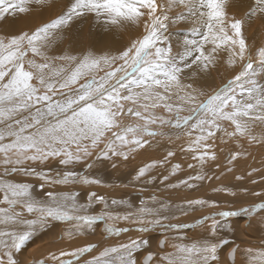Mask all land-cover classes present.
Returning <instances> with one entry per match:
<instances>
[{
  "label": "snow or ice",
  "instance_id": "6c2138e0",
  "mask_svg": "<svg viewBox=\"0 0 264 264\" xmlns=\"http://www.w3.org/2000/svg\"><path fill=\"white\" fill-rule=\"evenodd\" d=\"M54 6V0H0V20ZM230 6L231 0H68L34 30L0 35V264H19L15 254L53 222L67 225L61 236L67 242L93 233L97 224L108 237L160 229L159 251L147 252L143 264H220L219 249L229 244L220 233L232 230L223 220L245 215L264 223V191L251 192L258 203L202 216L195 226L208 235L189 241L168 233L194 225L170 221L218 207L215 200L177 204L152 195L134 205L91 191L81 202L79 191L57 190L103 185L74 166L83 163L91 170L110 160L116 168L118 160L135 159L158 138L180 142L177 150L195 162L187 165L195 174L170 181L181 168L171 163L176 151L170 148L161 159L139 166L133 182L159 180L166 188L195 190L233 173L235 162L251 156V149L264 148V46L253 48L246 36V25L264 20V0H252L242 17L230 13ZM88 20L106 34L131 29L135 35L117 48L107 42L77 48L76 41L58 50L65 34ZM181 23L192 27L174 41ZM222 58L233 74L205 92L197 78L211 74ZM221 154L228 166L210 175L206 165ZM259 171L252 168L247 176ZM213 190L238 194L228 187ZM97 205L102 208L94 212ZM149 245L143 237L102 248L87 243L33 264H140L137 253ZM238 251L233 247L232 256ZM242 251L245 264H264V246Z\"/></svg>",
  "mask_w": 264,
  "mask_h": 264
},
{
  "label": "bare ground",
  "instance_id": "6f19581e",
  "mask_svg": "<svg viewBox=\"0 0 264 264\" xmlns=\"http://www.w3.org/2000/svg\"><path fill=\"white\" fill-rule=\"evenodd\" d=\"M67 2L68 0H54V7H47L44 9L37 8L28 14L8 16L6 19L0 20V33L4 35H14L25 31V29L28 31L34 30L38 25L49 21L57 15L61 11V6ZM251 2L252 0H231L229 11L230 13H234L237 17H242ZM37 20L40 21V24L36 22ZM26 22L29 24L27 25L28 29H23V24H27ZM191 27L192 25L190 23L179 24L177 28L174 29L173 40L175 41L177 39V35L182 36L186 34ZM177 29L179 30L178 33ZM133 35H135V31L131 29L128 31H117L106 34L95 25L94 21L88 20L83 24H77L71 31L67 32L64 39L59 43L58 50L66 49L76 41H78L76 44L77 48L86 47L89 44L102 46L104 42L109 43L113 48H117L120 47L122 43H127ZM246 36L250 46L253 48L264 46V20L257 18L250 25H246ZM232 74V71L225 67L224 59L222 58L219 61L218 68L214 69L211 74L197 78V86L202 88L205 92H209L214 88L220 87ZM158 141L159 142L155 143L152 148L141 150L140 153L136 155L135 159H129L127 162L118 160V166L116 168L112 167V162L110 160L96 162L91 170L86 169L83 163L74 166V170L80 172L82 175L88 174L100 178L104 182L103 185H68L59 186L57 190H77L80 193L81 202L86 200L88 193L91 191H95L99 195H103L109 199H125L134 205H139L141 199H148L152 195L157 196L165 202L172 201L177 204L182 203L185 199L193 198L215 200L218 207H207L188 215H178L176 219L170 221L173 224L194 225L191 228L172 230L168 233L169 235H184L189 241L198 240L208 235L207 231L195 226V222L202 216L215 215L220 211H238L243 207L259 202L258 198L251 195V192L264 191V179H262V176H264V148L251 149V156L247 158L241 157L238 162H235L233 173L225 172L219 180L213 178L211 181L204 182L201 187L195 190H189L184 187L180 189L166 188L164 184L159 183V180H157L154 185L133 182L132 177L135 175L139 166H142L146 161L161 159L170 148L176 151L175 157L170 158L171 163H179L181 165L175 177L170 176V181L176 182L186 178L190 174H195L192 169L187 168L189 163L195 162L191 160L190 156L177 150L176 146L180 142L174 141L172 144H169L167 137L158 138ZM216 164H220L221 168L217 169L215 167ZM227 166L225 157L221 154L217 161L209 162L206 165V169L210 175L212 173L219 175V172L224 170ZM52 167L54 170L58 169L56 165ZM252 168H258L261 169V171L255 172L251 177H248L247 173L251 171ZM155 171L159 172L161 170L157 169ZM169 171L170 167L164 169L165 174ZM236 175H244L246 178L242 181H238L235 179ZM10 178L17 181L25 179L19 176ZM27 179L34 184H38V181L34 178ZM252 179H255L257 183L253 184L251 182ZM125 185L128 186L125 187ZM218 187L231 188L238 194L233 197L226 192H216L213 190ZM243 188H247L248 193H244L242 191ZM100 206L101 205H97L93 211L99 212L101 210ZM207 223L210 224V221ZM222 223L230 225L232 230H224L220 233L221 237L229 240L228 245H224L219 249L218 255L220 264H245L246 258L243 255V249L248 247L260 248L264 246V223L260 222L258 216H254L251 219L245 215L232 216L223 220ZM118 226L123 227L125 225L121 223ZM66 227L67 225L64 223L53 222L46 230L38 232L21 252L15 254L19 264H33L34 260L46 258L49 253H58L60 250L84 246L87 243H97L102 248L106 244H114L119 241L127 240L129 237H143L150 241L149 246H146L145 249L137 253L138 261L140 264H143V256H146L149 251L158 252V241L163 238V231L160 229H154L143 234L132 231L127 234H122L120 237H108L103 232V225L97 224L93 233L67 242L61 239L63 230ZM249 231H254L258 234L256 236L246 234ZM237 245L240 251L233 257L230 255V252L231 249ZM99 250V248L96 249V252ZM93 254H95V252Z\"/></svg>",
  "mask_w": 264,
  "mask_h": 264
},
{
  "label": "rangeland",
  "instance_id": "374dc122",
  "mask_svg": "<svg viewBox=\"0 0 264 264\" xmlns=\"http://www.w3.org/2000/svg\"><path fill=\"white\" fill-rule=\"evenodd\" d=\"M36 22L40 24V21H39V20H37ZM26 23H27V24H25V23L23 24V26H24L23 29H25V28L28 29V26H27V25H29V24H28V22H26ZM34 23H35V22H34ZM25 31H28V30L25 29ZM0 35H4V34H3V33H0ZM116 199H119V198H116ZM100 207L102 208V206H100ZM158 233H159V232H158ZM246 234H249V235H252V236H256L258 233H257V232H254V231H249V232H247ZM254 234H255V235H254Z\"/></svg>",
  "mask_w": 264,
  "mask_h": 264
},
{
  "label": "water",
  "instance_id": "95a60500",
  "mask_svg": "<svg viewBox=\"0 0 264 264\" xmlns=\"http://www.w3.org/2000/svg\"><path fill=\"white\" fill-rule=\"evenodd\" d=\"M230 255L232 256V253L230 252ZM146 256H143V260H144V258H145Z\"/></svg>",
  "mask_w": 264,
  "mask_h": 264
}]
</instances>
